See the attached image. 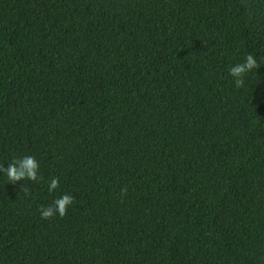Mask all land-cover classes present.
I'll return each mask as SVG.
<instances>
[{"label":"trees","instance_id":"trees-1","mask_svg":"<svg viewBox=\"0 0 264 264\" xmlns=\"http://www.w3.org/2000/svg\"><path fill=\"white\" fill-rule=\"evenodd\" d=\"M28 155L0 264H264V0H0V165Z\"/></svg>","mask_w":264,"mask_h":264},{"label":"clouds","instance_id":"clouds-1","mask_svg":"<svg viewBox=\"0 0 264 264\" xmlns=\"http://www.w3.org/2000/svg\"><path fill=\"white\" fill-rule=\"evenodd\" d=\"M260 64L257 62V58L249 53L243 63H238L229 69V75L234 78V84L237 88L244 86V77L247 73L257 70ZM39 162L34 156L28 155L21 158H13L8 163L7 168L0 165V173L7 176L9 183L15 184L19 181L30 180L32 182L39 183L43 180V177L39 175ZM59 188V178L52 177L48 184V191L54 192ZM26 195L30 194V189L24 184L21 188ZM121 195H127V187L122 188ZM75 203V199L70 194L65 193L58 199L54 200L52 205L39 209L41 219L51 220L57 214L63 218L66 216L68 208Z\"/></svg>","mask_w":264,"mask_h":264}]
</instances>
